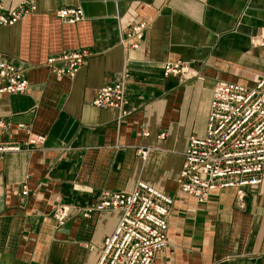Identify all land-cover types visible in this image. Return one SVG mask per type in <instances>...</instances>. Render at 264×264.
<instances>
[{
	"label": "crops",
	"instance_id": "1",
	"mask_svg": "<svg viewBox=\"0 0 264 264\" xmlns=\"http://www.w3.org/2000/svg\"><path fill=\"white\" fill-rule=\"evenodd\" d=\"M23 4L35 10L0 27V55L21 66L28 91L0 97V120L44 141L0 157V264H96L120 213L78 211L139 182L174 199L168 247L152 264H264V183L241 204L233 189L204 205L177 191L188 138L205 135L214 84L252 87L264 75V47L252 44L264 40V0H0L4 13ZM75 8L83 12L75 25L55 17ZM142 22L139 48L125 51L120 36ZM238 25L256 37L236 33ZM81 48L92 56L72 80L49 73L48 57ZM176 61L195 77L164 78L162 65ZM124 73L123 111L93 107ZM25 140L0 133V142ZM59 206L70 211L63 227L53 218Z\"/></svg>",
	"mask_w": 264,
	"mask_h": 264
},
{
	"label": "built area",
	"instance_id": "2",
	"mask_svg": "<svg viewBox=\"0 0 264 264\" xmlns=\"http://www.w3.org/2000/svg\"><path fill=\"white\" fill-rule=\"evenodd\" d=\"M32 5H20L5 13L0 6V27H11L33 12ZM55 17L65 25L83 20L80 8L61 9ZM147 23L133 25L119 39L125 51L139 48ZM264 47L261 42L252 41ZM92 56L87 49L63 51L46 59L49 73L57 79L72 80ZM164 78L185 81L195 77L183 61L162 65ZM126 74L110 85L103 86L95 95L92 106L99 110L115 109L120 112L127 104ZM28 91V82L21 66L0 55V97L20 95ZM11 130L22 132L25 143L0 142V157L18 153L31 146H41L43 137L32 134L29 126L15 125L0 120V133ZM147 137V133L142 134ZM164 135H160L163 138ZM137 154L146 159L148 149L140 148ZM264 183V75L252 87L218 81L214 84L206 131L203 138L189 137L183 154V164L177 180V191L191 197L196 205H204L211 193L233 189L241 204L246 192ZM21 199L29 196L21 186ZM174 199L155 189L137 183L129 193H105L91 208L78 211L82 218L92 212H119L120 219L114 231L103 239L102 252L96 264H152L155 256L168 247V219ZM69 208L59 206L53 213L57 227H63L69 218Z\"/></svg>",
	"mask_w": 264,
	"mask_h": 264
},
{
	"label": "water",
	"instance_id": "3",
	"mask_svg": "<svg viewBox=\"0 0 264 264\" xmlns=\"http://www.w3.org/2000/svg\"><path fill=\"white\" fill-rule=\"evenodd\" d=\"M235 32L238 34H246L249 37L255 38L257 31L255 29H251L245 25H238L235 29Z\"/></svg>",
	"mask_w": 264,
	"mask_h": 264
}]
</instances>
